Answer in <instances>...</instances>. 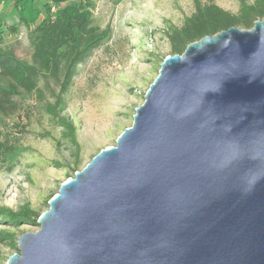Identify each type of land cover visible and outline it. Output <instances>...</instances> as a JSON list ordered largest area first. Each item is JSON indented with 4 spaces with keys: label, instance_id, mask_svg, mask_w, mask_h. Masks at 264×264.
I'll list each match as a JSON object with an SVG mask.
<instances>
[{
    "label": "water",
    "instance_id": "water-1",
    "mask_svg": "<svg viewBox=\"0 0 264 264\" xmlns=\"http://www.w3.org/2000/svg\"><path fill=\"white\" fill-rule=\"evenodd\" d=\"M47 205L6 264H264V18L165 57Z\"/></svg>",
    "mask_w": 264,
    "mask_h": 264
},
{
    "label": "rangeland",
    "instance_id": "rangeland-1",
    "mask_svg": "<svg viewBox=\"0 0 264 264\" xmlns=\"http://www.w3.org/2000/svg\"><path fill=\"white\" fill-rule=\"evenodd\" d=\"M7 1L0 0V13ZM199 2L213 4L232 14L239 8L237 0ZM44 3L45 0H36L34 9L40 11L38 14L29 8L24 11L28 24H17L16 33L11 31V20L3 23L0 19V51H12L19 60L31 63L36 40L34 30L41 21L53 17L57 7L50 5L46 13ZM193 11V0L89 1L85 12L90 15L91 26L100 31L109 28L110 34L79 66L78 75L65 96L63 114L76 127L80 147L77 171L100 151L113 147L123 130L131 127L134 110L143 104L159 65L170 56L164 30L168 25L181 26ZM11 85L18 89L10 77L0 72V88ZM52 90L56 92L57 88L50 84L49 91ZM49 91L44 90V96L51 102ZM13 99L18 102L17 110L0 119V145L19 141L28 151L11 171L5 170L0 162V208L16 214L28 207L41 215L61 184L76 173L73 150L60 139V129L44 112L46 101L38 102L29 95ZM37 230L32 223L17 227L0 224V233L9 231L15 243L22 234ZM14 253L17 248L11 240H0V264H6Z\"/></svg>",
    "mask_w": 264,
    "mask_h": 264
},
{
    "label": "trees",
    "instance_id": "trees-1",
    "mask_svg": "<svg viewBox=\"0 0 264 264\" xmlns=\"http://www.w3.org/2000/svg\"><path fill=\"white\" fill-rule=\"evenodd\" d=\"M89 1L45 0L43 9L46 13L50 5L57 7L53 17L41 21L34 30L36 40L31 63L19 60L12 51H0V72L10 77L18 87L15 89L11 85L7 89L0 88V119L17 110L18 102L13 99L14 96L24 99L25 95H29L34 96L38 102H45L44 90L49 91L50 84H53L57 91H49L52 101H46L43 110L54 126L60 129V139L73 150L75 172H78L80 147L76 127L63 114L66 109L65 96L78 75L79 66L93 51L102 46L110 34L109 28L100 31L91 26L90 15L85 12ZM237 2L238 11L232 14L213 4L203 5L199 0H193L194 11L183 19L181 26L168 25L163 32L170 46V55H181L190 43L229 28L250 30L254 22L264 18V0ZM35 7L36 0H8L5 9L0 13V19L3 23L7 19L11 20V31L16 33L17 24H28L29 20H26L24 11L29 8L37 14L40 13ZM27 151L28 148L21 146L19 141L13 144L2 143L0 162L5 170L11 171ZM56 166L60 168L58 164ZM20 210L14 214L0 208V224L17 227L21 223H32L37 226L39 214L28 207ZM0 240H11L12 246H16L13 234L9 231L1 232Z\"/></svg>",
    "mask_w": 264,
    "mask_h": 264
},
{
    "label": "built area",
    "instance_id": "built-area-1",
    "mask_svg": "<svg viewBox=\"0 0 264 264\" xmlns=\"http://www.w3.org/2000/svg\"><path fill=\"white\" fill-rule=\"evenodd\" d=\"M55 11V10H54Z\"/></svg>",
    "mask_w": 264,
    "mask_h": 264
}]
</instances>
